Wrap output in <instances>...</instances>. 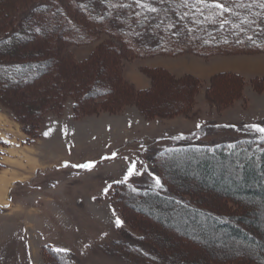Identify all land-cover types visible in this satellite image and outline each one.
<instances>
[{
  "label": "trees",
  "instance_id": "16d2710c",
  "mask_svg": "<svg viewBox=\"0 0 264 264\" xmlns=\"http://www.w3.org/2000/svg\"><path fill=\"white\" fill-rule=\"evenodd\" d=\"M0 31V106L12 113L33 142L40 138L46 116L61 115L68 98L74 100L76 119L102 111L117 113L132 105L147 119L190 113L200 80L186 76L176 81L166 70H145L153 88L138 91L122 77V62L264 56V0H0ZM104 36L109 39L88 61L77 63L69 54L71 47L90 46ZM254 83L262 91L264 79ZM245 85L241 74L221 73L209 88V96L227 108L243 99ZM179 90L174 104L168 103L169 91ZM247 127L254 133L229 148L181 147L186 142L195 144L199 138L193 137H200V131L160 146L161 167L166 165L176 178L182 174L177 192L158 177L161 186L153 189L138 182L116 184L111 198L119 216L144 232L140 238L124 241L122 249L129 261L184 264L176 249L170 254L169 246L159 243L158 234L150 228L145 234L138 227L141 219H151L195 244L225 231V242L237 243L234 249L250 256L223 259L221 264H264V241L240 226L250 224L264 237L262 226L247 217L255 211L264 216V132L257 131L264 129V121ZM15 186L22 188V196L33 191L22 183ZM13 190L10 199L16 203ZM196 190L210 193V198L197 197ZM190 228L195 232H188ZM117 243L113 252L121 247ZM43 251L45 264H80L70 252L51 246Z\"/></svg>",
  "mask_w": 264,
  "mask_h": 264
},
{
  "label": "rangeland",
  "instance_id": "374dc122",
  "mask_svg": "<svg viewBox=\"0 0 264 264\" xmlns=\"http://www.w3.org/2000/svg\"><path fill=\"white\" fill-rule=\"evenodd\" d=\"M2 35L0 31V39ZM108 39L104 36L93 45L71 47L69 54L77 63H84ZM255 61L258 63L254 64ZM145 70H166L176 81H182L186 76L200 80L191 112L173 118L147 119L136 105H132L117 113L102 111L76 119L74 100L68 98L61 115L51 113L46 116L39 139L31 142L26 135L22 143L14 140L18 146L31 145L30 151L43 160L45 166L35 172L28 170L27 176L22 178L24 181L19 182L27 185L30 192L34 189L41 192L34 194L32 191L30 195L22 196V188L15 186L13 196L18 201L12 203L10 199L8 205L0 207V264H45L43 249L47 246L72 253L80 264H135L122 249L123 243L134 237L140 238L144 232L125 224L119 216L111 198L116 184L138 182L142 187L153 189L158 177L177 192L182 174L176 178L167 171L166 165L161 167L164 154L158 153L160 146L200 131V137H193L199 138L195 144L186 142L181 147L229 148L242 144L254 133L247 126L264 121V87L258 91L254 85L255 79H264V56L156 57L122 62V77L138 91L153 88L152 78ZM221 73L241 74L246 81L243 99L227 108L219 107L209 96V88ZM259 86L261 88V84ZM179 93L180 90L169 91L166 101L174 104ZM101 103L102 100L97 104ZM0 114L3 131L6 128L11 139L23 138V128L12 113L0 106ZM5 144L0 142V146ZM46 182L48 184L44 185ZM53 182L57 185L52 188ZM196 193L199 198H210V193L198 190ZM257 204L255 201L254 205ZM259 213L262 212L255 211L247 217L264 230V216ZM116 220L121 221L119 226ZM141 220L143 223H138V227L145 234L149 228L158 234L162 239L159 243L168 245L166 250L170 254L173 248L176 249L184 264L206 259L218 264L223 259L230 261L250 256L234 249L237 243L225 242L224 238H228L225 231H220L211 240L195 244L151 219ZM240 226L258 241H264L252 225ZM188 232L195 230L190 228ZM117 242L121 249L113 252ZM251 250L258 253L254 248ZM167 251L164 253L168 254ZM165 257L169 258L168 255Z\"/></svg>",
  "mask_w": 264,
  "mask_h": 264
},
{
  "label": "crops",
  "instance_id": "0c3cea01",
  "mask_svg": "<svg viewBox=\"0 0 264 264\" xmlns=\"http://www.w3.org/2000/svg\"><path fill=\"white\" fill-rule=\"evenodd\" d=\"M258 62L255 61L254 64ZM249 64V63H248ZM248 70V69H247ZM0 117L3 116L0 114ZM3 121L0 120V139L5 142V146H0V180H3L4 183L10 184V189L8 191L7 203L1 204L0 207L6 206L10 202V194L19 182H23V177L27 175L25 173L30 171H38L42 169L41 167L45 166L43 160L38 159L33 152L30 151L31 145L18 146L13 142L16 139L18 142L22 143L26 140V135H23V138L19 136L11 139L8 135L11 134L6 128L5 131L2 129ZM2 130V131H1ZM7 130V131H6ZM21 134V132H20ZM15 137V136H14ZM34 169V170H33ZM3 178V179H2ZM5 179V180H4Z\"/></svg>",
  "mask_w": 264,
  "mask_h": 264
},
{
  "label": "bare ground",
  "instance_id": "6f19581e",
  "mask_svg": "<svg viewBox=\"0 0 264 264\" xmlns=\"http://www.w3.org/2000/svg\"><path fill=\"white\" fill-rule=\"evenodd\" d=\"M3 179V178H2ZM5 180V179H4ZM10 189V184L4 183L3 180H0V203L6 204L7 203V196L8 191Z\"/></svg>",
  "mask_w": 264,
  "mask_h": 264
},
{
  "label": "snow or ice",
  "instance_id": "6c2138e0",
  "mask_svg": "<svg viewBox=\"0 0 264 264\" xmlns=\"http://www.w3.org/2000/svg\"><path fill=\"white\" fill-rule=\"evenodd\" d=\"M216 7L217 8H220L221 5L220 4H217ZM257 131L264 132V129H257ZM89 167H90V165H89ZM155 183H156V186L157 187L161 186V181L159 179H156L155 180ZM116 224H117V226H119L121 224V221L120 220H116Z\"/></svg>",
  "mask_w": 264,
  "mask_h": 264
}]
</instances>
